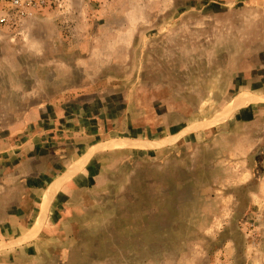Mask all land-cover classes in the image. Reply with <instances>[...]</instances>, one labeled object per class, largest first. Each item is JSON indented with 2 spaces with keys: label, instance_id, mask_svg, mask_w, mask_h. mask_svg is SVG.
Segmentation results:
<instances>
[{
  "label": "rangeland",
  "instance_id": "rangeland-1",
  "mask_svg": "<svg viewBox=\"0 0 264 264\" xmlns=\"http://www.w3.org/2000/svg\"><path fill=\"white\" fill-rule=\"evenodd\" d=\"M262 67L257 7L0 0V136L27 111L86 91L116 96L142 139L218 115L189 132L207 130L240 109L236 99L218 113L232 84ZM180 138L109 155L92 187L73 195L39 239L0 244V264H264V116L175 145Z\"/></svg>",
  "mask_w": 264,
  "mask_h": 264
},
{
  "label": "crops",
  "instance_id": "crops-1",
  "mask_svg": "<svg viewBox=\"0 0 264 264\" xmlns=\"http://www.w3.org/2000/svg\"><path fill=\"white\" fill-rule=\"evenodd\" d=\"M208 1L224 6L257 7L264 14V0ZM230 91H234L231 100L218 113L236 99L234 106L240 109L234 110L225 122H216V126L207 130L189 132L195 125L206 122L212 125L218 117L214 115L190 123L171 135L151 136L148 139L141 138L143 130L136 126V118L134 121L127 119V109L114 107L113 102L119 104L114 95L104 99L94 91L75 93L71 99L63 102L56 100L27 111L16 127L0 136V238L6 239L0 244L24 246L39 239L52 216H63L73 195H82L92 187L104 160L113 153L130 155L134 150H141L136 149V144H159L181 134L175 144L179 145L188 136H206L232 119L239 123L264 116V67L257 74L254 69L246 71L242 79L232 84ZM117 131L134 136L124 138L111 135ZM119 141L135 147L104 149L106 145ZM57 185L58 190L48 205L43 227L34 237L31 231L42 217L44 200ZM28 224L30 226H23ZM15 228H23V231L10 236Z\"/></svg>",
  "mask_w": 264,
  "mask_h": 264
},
{
  "label": "bare ground",
  "instance_id": "bare-ground-1",
  "mask_svg": "<svg viewBox=\"0 0 264 264\" xmlns=\"http://www.w3.org/2000/svg\"><path fill=\"white\" fill-rule=\"evenodd\" d=\"M242 98V97H241ZM244 101V100H241V102ZM228 111L225 110L224 111V114H226ZM223 114V115H224ZM117 145V144H115ZM58 190V185L53 187L51 191H49V193L47 194L45 200H44V205H43V212H42V217L40 218V220L37 221V223L35 224V226L32 228V235H35L39 229L41 228L42 226V222H43V218L45 217V214L47 212V209H48V205L51 201V199L53 198V196L55 195L56 191Z\"/></svg>",
  "mask_w": 264,
  "mask_h": 264
},
{
  "label": "built area",
  "instance_id": "built-area-1",
  "mask_svg": "<svg viewBox=\"0 0 264 264\" xmlns=\"http://www.w3.org/2000/svg\"><path fill=\"white\" fill-rule=\"evenodd\" d=\"M34 0H12V4L15 7L21 6L23 3H32Z\"/></svg>",
  "mask_w": 264,
  "mask_h": 264
}]
</instances>
